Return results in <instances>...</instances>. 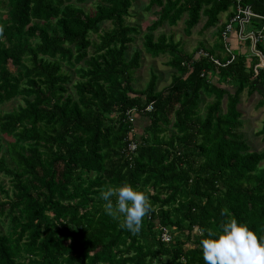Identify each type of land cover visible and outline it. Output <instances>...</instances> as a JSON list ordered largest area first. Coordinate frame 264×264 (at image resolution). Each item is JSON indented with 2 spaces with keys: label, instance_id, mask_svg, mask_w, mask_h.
Masks as SVG:
<instances>
[{
  "label": "trees",
  "instance_id": "16d2710c",
  "mask_svg": "<svg viewBox=\"0 0 264 264\" xmlns=\"http://www.w3.org/2000/svg\"><path fill=\"white\" fill-rule=\"evenodd\" d=\"M136 1L0 0V105L22 100L0 113V174L10 182L0 183V264H205L208 229L236 218L264 234V149L238 131L244 92L264 107L260 56L189 65L195 51L156 33L182 22L191 35L203 22L223 53L220 16L236 0H148L144 11L158 17L143 30L128 21ZM241 2L264 16V0ZM139 37L149 56L171 57L168 86L153 73L135 87L142 53L128 54ZM256 47L264 55V42ZM125 181L152 205L137 234L105 213L100 195Z\"/></svg>",
  "mask_w": 264,
  "mask_h": 264
},
{
  "label": "clouds",
  "instance_id": "9594fccd",
  "mask_svg": "<svg viewBox=\"0 0 264 264\" xmlns=\"http://www.w3.org/2000/svg\"><path fill=\"white\" fill-rule=\"evenodd\" d=\"M100 195L108 216L132 234L140 232L145 216L152 210L144 190L125 181L107 186ZM199 243L205 264H264V234L258 236L247 222L236 218L208 229Z\"/></svg>",
  "mask_w": 264,
  "mask_h": 264
},
{
  "label": "rangeland",
  "instance_id": "374dc122",
  "mask_svg": "<svg viewBox=\"0 0 264 264\" xmlns=\"http://www.w3.org/2000/svg\"><path fill=\"white\" fill-rule=\"evenodd\" d=\"M148 0H137L136 4L133 8V13L128 21L131 24H138L143 29L152 22L154 19L158 17V11L152 12H145L144 6L146 5ZM86 11L90 12L94 10V4L92 2H88L87 4L82 5ZM6 12V11H4ZM202 24V23H201ZM201 24L196 28V31L192 35H186L183 32V24H181L177 28L170 29L168 27L165 28V31L168 33L173 32L175 34V38H179L181 40V46L184 45L185 49L189 52L192 50L198 51L199 48L197 47L200 40L202 41L205 37L198 36L197 30L201 28ZM112 27L110 22H106L102 25L103 31L108 30ZM249 24H247L246 30L248 31ZM256 29V28H255ZM211 34H216L217 29H210ZM163 32V28L159 29L156 33ZM209 30H206L204 36L208 34ZM200 34V33H199ZM92 38L96 39V35H92ZM211 40H214V37L210 36ZM139 48L142 53V63L141 68H139L136 72V79H135V87L142 89L145 88L148 82L151 79V75L155 73L158 76V85L159 89L168 86L172 81V76L175 73V70L172 69L170 66L166 64V62L171 58L170 56H160V57H153L149 56L145 50L143 49L142 45V37L137 38V42L132 45L129 56L133 53L134 49ZM11 68L14 67L11 66ZM73 73V70H70ZM72 91V88H70ZM261 97L259 94H254L253 96H249L247 92H244L242 95V103L240 105V109L243 112L242 122L243 126L238 130L244 137L247 139L249 144L252 145V149L254 150H262L264 149V136L259 134V131L262 129L263 120H264V107H257L258 101ZM208 101V99H207ZM19 103H22L20 99H14L8 102H5L0 105V113H4L10 111L18 106ZM138 122V120H137ZM136 122V123H137ZM0 183H3L6 188L10 187V182L8 178L4 177L0 174Z\"/></svg>",
  "mask_w": 264,
  "mask_h": 264
},
{
  "label": "built area",
  "instance_id": "2783aa9c",
  "mask_svg": "<svg viewBox=\"0 0 264 264\" xmlns=\"http://www.w3.org/2000/svg\"><path fill=\"white\" fill-rule=\"evenodd\" d=\"M253 18H258L263 21V23L260 25V27L254 29V30H246L247 24L251 22ZM235 32L237 35V38L241 43H244L247 40H250V48L253 53L256 55H259L261 59H264L262 52L257 49L256 45L258 42H264V16L258 15L254 13L251 10V7L249 5H243L241 0L235 1V13L234 15L229 19L228 22H226L224 28L221 31V38L224 43L225 50L227 51V54L229 55L228 59L226 61H222L219 57L216 55L210 54L207 50L199 49L193 59L191 60L190 64L194 61L196 58H208L209 60L213 61L216 67L224 66L230 61H232L236 54L234 53V49L232 48L231 43V35ZM189 64V65H190ZM204 71L202 72V75H204ZM153 108V103H150L147 106L148 110H151ZM127 117L130 122H136V116L135 111L133 109H129L126 111ZM135 128L131 130V134H134ZM137 146V143L135 140H132L129 143V149L134 150ZM162 239L166 242H168L171 239V234L167 228H163L162 233Z\"/></svg>",
  "mask_w": 264,
  "mask_h": 264
},
{
  "label": "crops",
  "instance_id": "0c3cea01",
  "mask_svg": "<svg viewBox=\"0 0 264 264\" xmlns=\"http://www.w3.org/2000/svg\"><path fill=\"white\" fill-rule=\"evenodd\" d=\"M232 14L230 15V11L229 12H226V13H223L220 17H221V23H222V25H225L226 24V22H228L229 21V19L234 15V13H235V9L233 8L232 10ZM181 24H183L182 22H180L179 23V25H177V26H164L163 27V32H166L167 34H173L174 35V39L176 40V41H180L181 42V40H179V38H175V34L173 33V32H167V31H165V28L166 27H168V28H170V29H173V28H177V27H179ZM202 24H203V22H202ZM202 24H201V26H202ZM183 27H184V24H183ZM183 27H182V29H183ZM258 27H260V25H254V24H252L251 22L249 23V30H254L255 28H258ZM162 29V28H161ZM200 29L201 28H198V30H197V35L198 36H202V37H205L202 41L200 40V42L198 43V45H197V47L199 48V49H204L203 47H206V48H209V49H212L213 51H214V55H216L217 57H219L220 58V56H223V54L225 55L226 53H227V51L224 49V51H223V53H222V51L220 50V49H218L217 48V38H216V35L214 36V35H210L211 34V31H210V29H209V32H208V34L206 35V36H204L205 35V33H206V31L204 32V33H201L200 32ZM196 31V29L195 30H193V33ZM208 31V30H207ZM183 32H184V29H183ZM192 33V34H193ZM200 33V34H199ZM191 34V35H192ZM194 35H195V33H194ZM210 36L212 37H214V40H211L210 39ZM231 43H232V48L234 49V53L235 54H237L238 52L239 53H244V54H246L247 55V59H248V63H250V61L252 60V50H251V48H250V43L249 42H247V41H245L244 43H241V41H239L238 40V38H237V35H236V33L235 32H233L232 33V35H231ZM204 46H203V45ZM181 48L183 49V50H185V52H187V53H192V52H194V50H192L191 52H189V51H187L186 49H185V47H184V45L182 44V46H181ZM205 50V49H204ZM196 52L197 51H195L194 53L196 54ZM209 52V51H208ZM210 53V52H209ZM195 54H194V56H195ZM193 56V57H194ZM264 56V55H263ZM261 58V57H260ZM264 58V57H263ZM261 61H262V63L261 64H259L258 66H260V65H262V66H264V59H261ZM190 62H191V60H189V64H190ZM204 73H206L205 71H204ZM207 75V78L209 79V80H211V81H213V82H216L218 79H219V76H218V74H217V71H210L209 73H207L206 74Z\"/></svg>",
  "mask_w": 264,
  "mask_h": 264
}]
</instances>
